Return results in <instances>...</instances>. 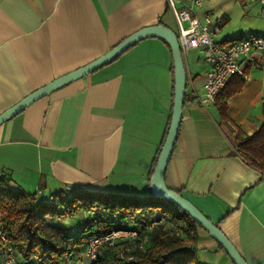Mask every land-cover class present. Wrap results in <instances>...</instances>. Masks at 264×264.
Instances as JSON below:
<instances>
[{
    "label": "crops",
    "instance_id": "crops-1",
    "mask_svg": "<svg viewBox=\"0 0 264 264\" xmlns=\"http://www.w3.org/2000/svg\"><path fill=\"white\" fill-rule=\"evenodd\" d=\"M166 6L165 0H0V112L141 27L171 28ZM207 8L197 15L211 17ZM212 17L219 30L227 21ZM190 50L194 57L183 58L185 95L165 183L214 222L248 264H264V172L235 150L237 137L254 133L264 121V54L252 53L261 66L248 68L244 86L227 99L229 120L223 121L215 103L203 107L196 100L207 65L198 49ZM173 84L167 43L158 37L136 42L0 124V171L14 188L39 189L44 201L67 186L150 196ZM65 218L53 222L64 225ZM79 226L71 225V232ZM197 245L218 255V261L202 263L234 264L201 227Z\"/></svg>",
    "mask_w": 264,
    "mask_h": 264
},
{
    "label": "trees",
    "instance_id": "trees-1",
    "mask_svg": "<svg viewBox=\"0 0 264 264\" xmlns=\"http://www.w3.org/2000/svg\"><path fill=\"white\" fill-rule=\"evenodd\" d=\"M244 84L245 78L232 76L216 96L215 106L223 121L229 120L227 99ZM235 150L245 161L264 172V121L254 133L239 135ZM8 180V175L0 171V228L18 264H61V251L68 245L80 250L79 246L96 229L106 233L125 227L126 220L143 225L160 218L163 220L148 232L143 249L124 251L122 255L116 249H104L100 259L106 264H204L196 254L197 227L200 226L180 209L178 213L148 201L156 198L158 202L171 205L166 199L72 188L56 192L53 198L44 201L14 188ZM144 205L151 209L143 213ZM81 211L90 218L76 231L71 232L70 227L53 222ZM127 254H131V259L127 260Z\"/></svg>",
    "mask_w": 264,
    "mask_h": 264
},
{
    "label": "built area",
    "instance_id": "built-area-1",
    "mask_svg": "<svg viewBox=\"0 0 264 264\" xmlns=\"http://www.w3.org/2000/svg\"><path fill=\"white\" fill-rule=\"evenodd\" d=\"M165 2L176 21V36L181 52L198 49L207 65L202 93L196 96L201 106L214 104L216 96L232 76L246 78L250 66H261L252 53L264 54V30L251 32L229 42L217 41L213 36L219 30L215 19L209 15L203 18L197 15L202 0H165ZM71 189V186L65 188L66 191ZM40 193L38 189L31 196L37 198ZM162 220L163 218L149 220L143 225L126 220L125 227L112 229L106 233H100L96 229L88 240L79 246L80 250H76L71 245L63 249L60 253L61 264H78L80 258L86 259L90 264H106L100 259L104 249H116L120 254L124 251L130 253L135 249H143L148 232ZM126 256L127 260L131 259V254ZM0 264H18L6 244L1 228Z\"/></svg>",
    "mask_w": 264,
    "mask_h": 264
},
{
    "label": "water",
    "instance_id": "water-1",
    "mask_svg": "<svg viewBox=\"0 0 264 264\" xmlns=\"http://www.w3.org/2000/svg\"><path fill=\"white\" fill-rule=\"evenodd\" d=\"M158 37L164 40L171 53L173 63V106L168 129L160 147L158 156L149 177L150 194L171 202L181 211L193 219L216 243L225 251L234 264H248L233 242L212 222L195 204L175 189L165 183V170L172 153L181 122L183 99L186 88V69L176 32L163 24H153L141 27L124 37L110 49L91 61L59 75L40 87L32 90L24 97L0 112V124L18 114L34 101L50 94L52 91L95 71L99 67L111 62L136 42L148 38Z\"/></svg>",
    "mask_w": 264,
    "mask_h": 264
},
{
    "label": "rangeland",
    "instance_id": "rangeland-1",
    "mask_svg": "<svg viewBox=\"0 0 264 264\" xmlns=\"http://www.w3.org/2000/svg\"><path fill=\"white\" fill-rule=\"evenodd\" d=\"M208 7V8H207ZM264 7V0H202L201 6L197 9L200 11L203 8H207L210 11L212 16H217L219 18L226 17L227 21L220 27L218 32L213 34L215 39H221L223 36L229 34H243L248 35L252 31L264 30V16L262 8ZM211 16V17H212ZM165 18L169 20L171 29L177 31V26L172 17V13L168 10L165 13ZM214 19V17H212ZM183 58L188 59L193 58L191 50L182 53ZM58 192V191H57ZM67 194V193H66ZM41 197V194L38 196ZM44 198L47 199L48 195H44ZM152 204L160 203L163 207H168L171 210H175L178 213L180 212L173 204L166 205L164 202L157 201L155 198L148 200ZM151 209L149 206H142L143 213ZM90 215L87 218L84 217V213L78 212L73 217H67L64 221V226L70 227L74 224L81 225L85 220L89 219ZM196 254L199 259L210 258L213 261H218V255L212 251L201 249L199 245L196 247ZM78 264H90L86 259L80 258Z\"/></svg>",
    "mask_w": 264,
    "mask_h": 264
}]
</instances>
